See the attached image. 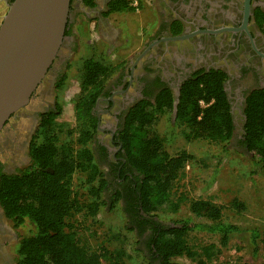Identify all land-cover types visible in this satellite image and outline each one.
Here are the masks:
<instances>
[{
  "label": "trees",
  "instance_id": "1",
  "mask_svg": "<svg viewBox=\"0 0 264 264\" xmlns=\"http://www.w3.org/2000/svg\"><path fill=\"white\" fill-rule=\"evenodd\" d=\"M85 2L89 7L93 6V0ZM128 11H132L128 0H115L110 3L108 13ZM112 74L113 67L98 59L89 58L83 62L80 94L74 113L78 127L74 141L76 148L59 142L54 134L47 132L57 116L54 111H49L41 115L30 141V164L14 174L0 173V206L6 218L15 228L30 230L19 242L17 264H101L102 259H106L108 264H125L121 251L90 250L81 244L77 229L66 224L71 214L86 211L94 216L102 205L100 195L106 183L100 180V168L88 144L93 139L96 125L91 110ZM222 77L213 73L203 74L180 89L174 124L182 129L185 140L225 145L231 140L234 126ZM200 102L205 106L201 107ZM172 103L173 98L167 91L154 104L143 100L134 105L119 136L126 165L135 172L132 176L137 184L136 195L130 204L135 211L132 223L135 220L142 224L138 227V236L147 227L151 232L145 241L149 264H176L172 259L183 256L207 261L216 257L217 249L213 246L202 247L198 252L189 246L187 235L190 231L218 234L221 246L226 245L234 234L243 233L233 225L220 223L223 208L206 200L190 202L189 211L207 223L191 224L183 220L162 225L152 217V211L161 208L175 211L185 201L183 196L176 195L175 188L192 157L186 151L169 155L164 140L154 129L158 117L170 114ZM244 116L239 145L249 156L252 173H259L264 169V90L250 94ZM75 175L83 176L87 184L99 183L88 192L91 200L87 204L72 194ZM120 197L116 192L112 200L120 201ZM230 208L238 213L245 209L237 201L231 202ZM124 212H128V208ZM141 215L147 221L141 222ZM246 233L256 253L259 234L256 230ZM261 264H264V259Z\"/></svg>",
  "mask_w": 264,
  "mask_h": 264
},
{
  "label": "flooded vegetation",
  "instance_id": "2",
  "mask_svg": "<svg viewBox=\"0 0 264 264\" xmlns=\"http://www.w3.org/2000/svg\"><path fill=\"white\" fill-rule=\"evenodd\" d=\"M13 1L5 0L3 6L7 9ZM113 1L93 0V6L89 7L85 0H70L62 47L28 104L13 113L0 131V173L14 174L30 164L28 130L32 124L37 129L41 115L53 111L47 98L61 79L64 43L76 17L92 15L99 27ZM149 1L155 22L148 27L150 34L141 51L107 81L91 110L96 125L90 144L94 158L104 168L105 189L109 196L120 193L122 209L128 208L124 213L136 235L142 224L135 220L132 223L131 219L135 217L130 205L136 195L137 184L132 176L135 172L126 165L119 139L129 110L143 100L154 104L168 91L173 98L169 115L174 122V103L177 99L178 104L185 83L203 74L222 75L234 126L229 142L240 147L246 100L254 91L264 90V0ZM175 37L183 38L173 40ZM140 218L141 222L147 221L143 215ZM18 229L0 206V264H17V249L22 239ZM150 234L147 227L139 236L145 251ZM13 242L17 245L16 258L11 261L5 247Z\"/></svg>",
  "mask_w": 264,
  "mask_h": 264
},
{
  "label": "rangeland",
  "instance_id": "3",
  "mask_svg": "<svg viewBox=\"0 0 264 264\" xmlns=\"http://www.w3.org/2000/svg\"><path fill=\"white\" fill-rule=\"evenodd\" d=\"M4 1L0 0V16L7 10L3 6ZM144 1L146 0H137L139 8L136 12L105 14L99 27L92 15L86 20L82 16L76 17V23L70 28L69 38H66L64 43L62 83L47 98L53 106V111L57 113L47 132L54 134L59 142L69 143L76 148L74 141L78 127L74 113L80 94L83 62L94 58L112 66V78L137 53L135 50L141 51L150 34L148 27L155 22L150 1L149 3L147 1L151 9L149 21L144 17L147 12L145 11L147 4ZM80 21H84L83 26L86 31H83ZM109 22L117 30V35L111 38L110 45L104 42L101 35ZM83 32H86V35ZM132 47L136 48L132 49ZM35 127L34 125L33 128L32 124L29 128L26 141L29 138L30 141L33 139L37 130ZM154 129L164 140V147L169 155L174 156L180 151H186L192 160L187 164L184 176L177 182L175 188L176 195L183 196L185 201L175 211L168 208L152 211V217L162 225H172L183 220H188L191 224L207 223L203 219L194 217L189 211L190 202L206 200L223 208L220 223L233 225L243 231L231 236L224 246H221V237L218 234L190 231L187 235L189 246L197 252L202 247L213 246L217 249H215L216 257L207 261L203 258L192 260L183 256L172 259V262L176 264H261L264 259V169L259 173H252L249 156L243 148L232 142L225 145L185 140L182 129L171 122L170 115L158 117ZM47 132L43 134L48 136ZM77 147L81 146L77 145ZM88 147L92 149L90 143ZM95 160L100 168V180L106 183L104 168L96 158ZM98 185V182L87 184L83 176L75 175L72 194L81 203L87 204L91 200L88 192ZM105 187L100 195L102 205L99 206L96 215L90 216L86 211L74 213L66 219V224L77 229L81 244L90 250L121 251L125 264H149L147 251L142 249L139 236L128 222L120 201L114 202L112 196L107 194ZM233 201L242 203L245 207L244 211L238 213L232 210L230 204ZM6 225L10 226L7 223ZM249 230H256L259 234V249L256 253L246 233ZM29 231L25 227L17 230L21 237L28 235ZM16 248L17 245L14 242L5 247L11 261L16 258L14 257ZM101 264H108V261L102 259Z\"/></svg>",
  "mask_w": 264,
  "mask_h": 264
},
{
  "label": "water",
  "instance_id": "4",
  "mask_svg": "<svg viewBox=\"0 0 264 264\" xmlns=\"http://www.w3.org/2000/svg\"><path fill=\"white\" fill-rule=\"evenodd\" d=\"M69 10L70 0H14L8 5L0 23V131L28 104L55 60ZM176 105L177 99L174 113Z\"/></svg>",
  "mask_w": 264,
  "mask_h": 264
},
{
  "label": "crops",
  "instance_id": "5",
  "mask_svg": "<svg viewBox=\"0 0 264 264\" xmlns=\"http://www.w3.org/2000/svg\"><path fill=\"white\" fill-rule=\"evenodd\" d=\"M147 1H148V3H149V0L144 1V3L146 2V4H147V9L145 10V11H147V12H146V16H144V17L147 18L148 21H149V17H150L151 9H150V5L147 3ZM82 18L86 20L88 17H87V16H84V17H82ZM85 20H84V21H85ZM84 21H80V25H81V26H83ZM77 24H79V23L77 22ZM112 25H113V24H111V23L109 22V23L106 25V29H103L102 32H101V35H102V38L104 39V42L108 43L109 45H110V40H111V38H113V37H115V36L117 35V30H116V28H114ZM83 29H84V30H83ZM83 29H82L83 31H86V29H85L84 26H83ZM83 34L86 35V32H83ZM135 48H136V47H132V49H135ZM135 51L138 52V50H135Z\"/></svg>",
  "mask_w": 264,
  "mask_h": 264
},
{
  "label": "built area",
  "instance_id": "6",
  "mask_svg": "<svg viewBox=\"0 0 264 264\" xmlns=\"http://www.w3.org/2000/svg\"><path fill=\"white\" fill-rule=\"evenodd\" d=\"M129 7L132 9V11H135V12L138 11L139 4H138L137 0H131L129 2ZM200 106L204 107L205 105L203 102H200Z\"/></svg>",
  "mask_w": 264,
  "mask_h": 264
}]
</instances>
